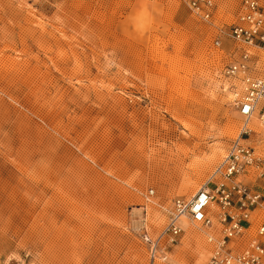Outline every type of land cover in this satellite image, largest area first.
I'll return each mask as SVG.
<instances>
[{"label":"rangeland","instance_id":"374dc122","mask_svg":"<svg viewBox=\"0 0 264 264\" xmlns=\"http://www.w3.org/2000/svg\"><path fill=\"white\" fill-rule=\"evenodd\" d=\"M213 1L207 22L183 0H0V264H151L143 217L155 236L175 196L211 186L242 124L220 74L233 42L213 45L241 0ZM188 220L154 264H207Z\"/></svg>","mask_w":264,"mask_h":264},{"label":"built area","instance_id":"2783aa9c","mask_svg":"<svg viewBox=\"0 0 264 264\" xmlns=\"http://www.w3.org/2000/svg\"><path fill=\"white\" fill-rule=\"evenodd\" d=\"M183 1L196 17L210 22L213 0ZM217 30L214 46H221V35L233 42L228 50L229 61L220 74L222 88L240 114L242 124L215 166L211 186L202 185L188 198L175 196L167 208L166 222L155 236L150 234L143 217L142 238L151 264L156 258L167 257L166 246L176 242L181 234L182 216L208 229L207 239L212 248L207 264H264V188L255 189L241 177L250 168L264 174V151H258L249 141L256 132L250 123L254 114L264 128V63L262 54L254 51L264 50V0H241L234 19L226 28ZM152 193L153 189H148L146 198ZM257 208L262 213L254 231L248 233L252 213ZM215 222L220 225L219 233L213 228ZM245 233L250 238L238 247L236 241Z\"/></svg>","mask_w":264,"mask_h":264},{"label":"bare ground","instance_id":"6f19581e","mask_svg":"<svg viewBox=\"0 0 264 264\" xmlns=\"http://www.w3.org/2000/svg\"><path fill=\"white\" fill-rule=\"evenodd\" d=\"M257 116H256V114H254L253 116H252V118L251 119H253V118H255L257 121H258V119L256 118ZM251 121V120H250ZM258 123H259V121H258ZM260 125V124H259ZM166 138V137H165ZM177 158V157H176ZM164 160V159H163ZM172 160H174V159H172ZM177 160V159H176ZM167 161H169L168 159H167ZM170 161H171V159H170ZM166 162V161H165ZM157 163H158V161H157ZM162 163V162H161ZM196 191V190H195ZM261 211V210H260ZM189 218H187L186 216H182L181 217V224L183 225V223H185V224H188V220ZM188 220V221H187ZM191 220V219H190ZM192 221V220H191ZM193 222H196V221H193ZM201 227V226H200ZM207 231H208V229H207ZM188 232L190 233V232H192V230H191V228H188ZM209 232V231H208ZM208 232H206V234L208 233Z\"/></svg>","mask_w":264,"mask_h":264}]
</instances>
